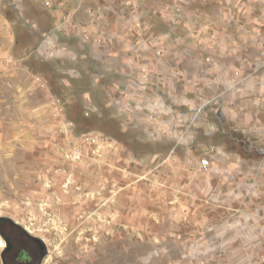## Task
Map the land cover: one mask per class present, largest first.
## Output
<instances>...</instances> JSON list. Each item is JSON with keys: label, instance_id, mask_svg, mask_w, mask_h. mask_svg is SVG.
<instances>
[{"label": "rangeland", "instance_id": "1", "mask_svg": "<svg viewBox=\"0 0 264 264\" xmlns=\"http://www.w3.org/2000/svg\"><path fill=\"white\" fill-rule=\"evenodd\" d=\"M16 12L0 0V264L9 237L31 239L30 264H264V192L242 195L210 144L151 160Z\"/></svg>", "mask_w": 264, "mask_h": 264}, {"label": "crops", "instance_id": "2", "mask_svg": "<svg viewBox=\"0 0 264 264\" xmlns=\"http://www.w3.org/2000/svg\"><path fill=\"white\" fill-rule=\"evenodd\" d=\"M21 2L38 46L65 78L80 73L119 136L155 146L151 160L210 144L242 195L264 192V0Z\"/></svg>", "mask_w": 264, "mask_h": 264}, {"label": "flooded vegetation", "instance_id": "3", "mask_svg": "<svg viewBox=\"0 0 264 264\" xmlns=\"http://www.w3.org/2000/svg\"><path fill=\"white\" fill-rule=\"evenodd\" d=\"M5 224L6 220L0 218V232L3 233L4 236H9ZM7 240L8 246L4 254L6 258L5 261L7 262L6 264H30L32 246L29 241H31V239L23 237L19 240H15L9 237Z\"/></svg>", "mask_w": 264, "mask_h": 264}, {"label": "built area", "instance_id": "4", "mask_svg": "<svg viewBox=\"0 0 264 264\" xmlns=\"http://www.w3.org/2000/svg\"><path fill=\"white\" fill-rule=\"evenodd\" d=\"M5 2H7L8 5H11L15 10L20 11L22 8V2L21 0H3ZM46 5H50V2L47 1ZM176 10L180 11L181 10V5L178 3L176 4ZM87 36H84V38H86ZM212 162L210 159L208 158H203L200 161V169L202 171H209L212 168Z\"/></svg>", "mask_w": 264, "mask_h": 264}, {"label": "bare ground", "instance_id": "5", "mask_svg": "<svg viewBox=\"0 0 264 264\" xmlns=\"http://www.w3.org/2000/svg\"><path fill=\"white\" fill-rule=\"evenodd\" d=\"M3 242H2V240H1V238H0V244H2Z\"/></svg>", "mask_w": 264, "mask_h": 264}, {"label": "water", "instance_id": "6", "mask_svg": "<svg viewBox=\"0 0 264 264\" xmlns=\"http://www.w3.org/2000/svg\"><path fill=\"white\" fill-rule=\"evenodd\" d=\"M1 218V217H0Z\"/></svg>", "mask_w": 264, "mask_h": 264}]
</instances>
